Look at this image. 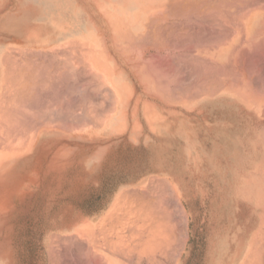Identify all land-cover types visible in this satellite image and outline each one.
Wrapping results in <instances>:
<instances>
[{
    "label": "crops",
    "instance_id": "crops-1",
    "mask_svg": "<svg viewBox=\"0 0 264 264\" xmlns=\"http://www.w3.org/2000/svg\"><path fill=\"white\" fill-rule=\"evenodd\" d=\"M249 1L0 0V264H256Z\"/></svg>",
    "mask_w": 264,
    "mask_h": 264
},
{
    "label": "rangeland",
    "instance_id": "rangeland-1",
    "mask_svg": "<svg viewBox=\"0 0 264 264\" xmlns=\"http://www.w3.org/2000/svg\"><path fill=\"white\" fill-rule=\"evenodd\" d=\"M248 3H250L253 8H264V0H252ZM262 43V53H264V41ZM209 163L217 170H224L226 168L225 165L218 168L214 162ZM249 163L251 162L245 159L230 160L228 162V172L230 173V176L235 177L238 170H243L246 172V175L239 178L240 184H256L261 186L262 256L256 260V264H264V128L262 129V160L260 161V166L256 169H254L253 166L248 169L247 167Z\"/></svg>",
    "mask_w": 264,
    "mask_h": 264
},
{
    "label": "bare ground",
    "instance_id": "bare-ground-1",
    "mask_svg": "<svg viewBox=\"0 0 264 264\" xmlns=\"http://www.w3.org/2000/svg\"><path fill=\"white\" fill-rule=\"evenodd\" d=\"M151 63V62H150ZM153 65V64H152ZM149 67H150V64L148 65ZM149 67H148V69H149ZM156 68V67H155ZM153 69H154V66H153ZM154 71V70H153ZM156 71V70H155ZM160 71V70H159ZM162 72V71H161ZM160 73V72H159ZM167 81V80H166ZM44 89V88H43ZM39 93V92H38ZM36 95H34V97H35ZM115 98V97H114ZM33 100H35V99H33ZM36 101V100H35ZM115 101V100H114ZM20 112V111H19ZM20 115H21V113H20ZM27 121V120H26ZM1 127V126H0ZM4 130V129H3ZM8 130V129H7ZM5 131V130H4ZM3 131V132H4ZM0 132H2V131H0ZM6 132V131H5ZM9 136V135H8ZM9 138V137H8Z\"/></svg>",
    "mask_w": 264,
    "mask_h": 264
}]
</instances>
